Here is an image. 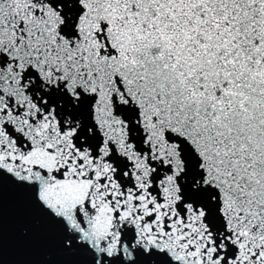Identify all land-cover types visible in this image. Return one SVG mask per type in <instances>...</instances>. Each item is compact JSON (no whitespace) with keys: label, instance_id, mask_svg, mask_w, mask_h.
Returning <instances> with one entry per match:
<instances>
[{"label":"snow or ice","instance_id":"obj_1","mask_svg":"<svg viewBox=\"0 0 264 264\" xmlns=\"http://www.w3.org/2000/svg\"><path fill=\"white\" fill-rule=\"evenodd\" d=\"M264 264V0H0V264Z\"/></svg>","mask_w":264,"mask_h":264},{"label":"water","instance_id":"obj_2","mask_svg":"<svg viewBox=\"0 0 264 264\" xmlns=\"http://www.w3.org/2000/svg\"><path fill=\"white\" fill-rule=\"evenodd\" d=\"M50 259L40 252L25 248L21 241L19 232L14 224L11 206L6 210L5 217V241L3 249V264H22L27 261H43Z\"/></svg>","mask_w":264,"mask_h":264}]
</instances>
